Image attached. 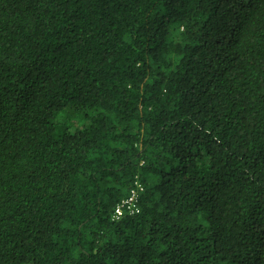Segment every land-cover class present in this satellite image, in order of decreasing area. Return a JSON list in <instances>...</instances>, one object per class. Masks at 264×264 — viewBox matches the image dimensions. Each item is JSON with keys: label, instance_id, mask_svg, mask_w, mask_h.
<instances>
[{"label": "trees", "instance_id": "1", "mask_svg": "<svg viewBox=\"0 0 264 264\" xmlns=\"http://www.w3.org/2000/svg\"><path fill=\"white\" fill-rule=\"evenodd\" d=\"M0 264H264V0H0Z\"/></svg>", "mask_w": 264, "mask_h": 264}, {"label": "built area", "instance_id": "2", "mask_svg": "<svg viewBox=\"0 0 264 264\" xmlns=\"http://www.w3.org/2000/svg\"><path fill=\"white\" fill-rule=\"evenodd\" d=\"M136 193L132 192L130 197L124 201H122L115 209V217H120L124 210H126L129 214H133L136 211L135 207Z\"/></svg>", "mask_w": 264, "mask_h": 264}]
</instances>
